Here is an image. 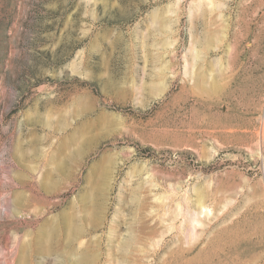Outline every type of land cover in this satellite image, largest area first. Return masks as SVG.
Listing matches in <instances>:
<instances>
[{
  "label": "rangeland",
  "instance_id": "1",
  "mask_svg": "<svg viewBox=\"0 0 264 264\" xmlns=\"http://www.w3.org/2000/svg\"><path fill=\"white\" fill-rule=\"evenodd\" d=\"M0 264H264V0H0Z\"/></svg>",
  "mask_w": 264,
  "mask_h": 264
},
{
  "label": "bare ground",
  "instance_id": "2",
  "mask_svg": "<svg viewBox=\"0 0 264 264\" xmlns=\"http://www.w3.org/2000/svg\"><path fill=\"white\" fill-rule=\"evenodd\" d=\"M211 4H212V7H211V10H215L216 9V6L217 4H215V1H211ZM198 9H200L201 11L204 10V6L199 3L198 5ZM203 14V13H202ZM249 23H247L245 20L243 21V28H242V31L241 30H238L235 34V56H236V59H242L244 57V55L246 54V52H240V45H241V42L243 41V39H246L245 38V35L249 36ZM249 48V47H248ZM195 59H197V55L194 56Z\"/></svg>",
  "mask_w": 264,
  "mask_h": 264
}]
</instances>
